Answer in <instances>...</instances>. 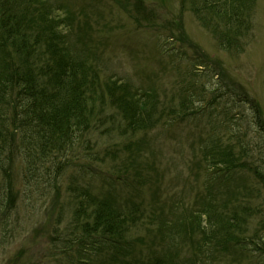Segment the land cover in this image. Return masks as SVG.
<instances>
[{
    "label": "trees",
    "instance_id": "obj_1",
    "mask_svg": "<svg viewBox=\"0 0 264 264\" xmlns=\"http://www.w3.org/2000/svg\"><path fill=\"white\" fill-rule=\"evenodd\" d=\"M114 1L136 28L153 26L146 0ZM179 1L219 49L238 55L251 41L257 0ZM60 7L53 0H0V236L20 195L15 177L54 194L64 178L72 213L57 230L59 208L51 242L67 264H264L258 101L184 35L193 55L185 57L189 69L179 92L105 73L91 36L72 25L76 13L66 8L60 16ZM216 75L225 83L202 81ZM240 104L251 111L247 125L244 115H231L234 124L230 118ZM200 110L208 132L195 165L204 170L205 189H193L191 199L158 195L161 177L151 171L156 156L145 134ZM79 155L82 162L73 165Z\"/></svg>",
    "mask_w": 264,
    "mask_h": 264
},
{
    "label": "rangeland",
    "instance_id": "obj_2",
    "mask_svg": "<svg viewBox=\"0 0 264 264\" xmlns=\"http://www.w3.org/2000/svg\"><path fill=\"white\" fill-rule=\"evenodd\" d=\"M53 1L64 6V10L59 8L58 15H65L66 8L76 13L72 25L74 28H85L80 29L83 36H91L92 43L102 52L99 60L105 73L127 79L139 86L154 85L160 92H179L183 86L178 87V84L184 81V56L193 55L192 48L181 40L184 35L208 57L219 59L226 79L244 87L258 101L264 114V0L256 1L253 37L238 55L219 49L210 31L199 25L190 10L181 8L179 0L145 1L148 7L154 9L150 20L158 24L156 30L134 28L123 11L124 7L114 0ZM165 20L176 26V30L170 31ZM170 35L173 38H169ZM174 66L177 68L174 69ZM214 79L220 85L225 83L224 77L220 75ZM212 83L213 79L208 78L205 85L209 87ZM250 113L246 105L240 104L239 108L232 109L230 118L234 119L231 115H244L247 125L251 119ZM204 122L205 118L202 121L189 118L182 122L159 124L145 134L152 142L156 156L155 166L151 171L157 172L161 177V184L155 190L158 195L172 194L175 196L174 200L182 197L191 199L195 190L205 189L202 185L204 170L195 165L202 151L198 142L208 132ZM234 122L235 119L233 124ZM258 135L255 129L250 128V137L258 139ZM80 156L74 159L76 163L72 162L73 165L79 166L82 162ZM148 159L151 162L153 157ZM17 167L19 169L18 163L15 165ZM63 181L60 192L54 194L47 186L46 189L42 186L40 190L24 187L20 178L15 177V187L21 191L15 209L6 222V229L1 230L0 264H67L64 259L66 257L51 242L59 208H63L64 215H61L63 223L56 226L57 230L72 213L69 200H66ZM188 182L191 190L186 191L184 186L188 187ZM153 187L156 188V185ZM150 192V188L144 191L146 203H150ZM156 201L153 199V202ZM143 248L140 247L142 250ZM137 251L138 249L134 250L133 254Z\"/></svg>",
    "mask_w": 264,
    "mask_h": 264
}]
</instances>
